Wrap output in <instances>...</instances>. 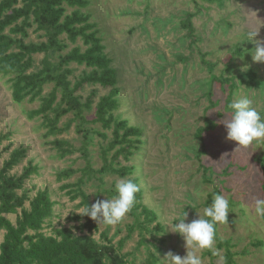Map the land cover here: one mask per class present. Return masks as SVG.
<instances>
[{
    "label": "rangeland",
    "instance_id": "obj_1",
    "mask_svg": "<svg viewBox=\"0 0 264 264\" xmlns=\"http://www.w3.org/2000/svg\"><path fill=\"white\" fill-rule=\"evenodd\" d=\"M88 1L89 7L82 13L89 14L90 22L96 24L105 53L117 72L119 108L114 117L142 129L143 136L139 153L129 162L119 159L121 166L135 168L131 176L93 173L82 188L92 206L97 200L118 195L119 180L136 181L142 192L140 203L157 217L149 226L142 225L143 218L136 214H128L115 226L94 221L97 229L92 237L103 245L106 235L129 264H147L149 254L158 264H167L164 257L169 251L186 255L185 239L171 232V225L179 223L186 213V223L199 215L204 217V210L212 206L207 201L216 191L229 201V223L216 224L220 241L216 240L215 250L219 254L200 251L203 264H226L227 251L232 254L233 264H264V217L254 211V198L264 199V144L254 142L249 148H239L238 142L227 139L222 123L230 117V105L245 96L253 100V107L264 118V63L254 62L255 44L246 36L250 30H259L253 40H264V0ZM71 11L68 9V13ZM187 13L194 14L195 36L200 39L192 47L181 28ZM61 40L67 45L61 55L74 47L85 49L80 41L73 45L64 36ZM43 41L35 26L28 29L24 43ZM33 59L37 70L42 55H34ZM203 61L214 66L211 73ZM244 66L247 70L242 71ZM69 68L73 71L69 78L72 83L89 71L76 64ZM225 80L235 85L231 98ZM52 88V84L46 85L43 96ZM108 91L86 86L78 93L82 102L95 93L93 105L84 112L88 122L95 117L96 103ZM39 106V102L15 104L10 82L0 76V136L9 135L0 145V168L14 150H26V158L11 175L20 176L28 163L39 169L38 175L25 182L24 193L33 198L38 191L48 189L56 204L43 233L54 236L55 230L70 228L77 236L88 235L79 229L83 222L74 219L83 210L78 207L79 199L71 201L60 189L63 184L76 183L86 165L80 149L83 137L77 132L79 122L68 114L60 119L56 135L45 138L43 119L30 120L27 115ZM206 118L219 126L215 132L197 138V130L204 127ZM83 128L90 134L89 161L92 170L97 171L103 166L101 149L112 141V133L99 124L86 123ZM97 134H104L106 139ZM55 139L67 142L72 154L59 160L50 144ZM112 164L118 168L117 162ZM65 170L76 173L59 183L57 174ZM216 195H212L213 202ZM7 218L15 222V216ZM3 236L0 231V244Z\"/></svg>",
    "mask_w": 264,
    "mask_h": 264
},
{
    "label": "trees",
    "instance_id": "obj_2",
    "mask_svg": "<svg viewBox=\"0 0 264 264\" xmlns=\"http://www.w3.org/2000/svg\"><path fill=\"white\" fill-rule=\"evenodd\" d=\"M89 5L88 0H0V76L10 82L12 101L18 105L23 102L40 103L38 109L27 115L30 120L43 119L41 127L46 130L45 138L56 135L60 119L68 114H72L73 120L79 122L77 132L83 137L80 149L86 165L80 170L82 176L76 183L63 184L60 189L66 191L71 201L79 199L78 207L82 209L91 207L90 197L82 187L93 173H111L121 178L132 175L135 168L121 166L119 159L129 162L139 153L143 136L142 129L129 126L126 120L114 117L119 108L117 72L105 53L106 48L96 24L90 22L89 14L82 13ZM68 9L72 10L71 13H68ZM193 17L194 14L187 13L181 22L190 47L200 41L195 36ZM34 26L44 41L39 44L24 43V39L28 37V29ZM63 36L73 45L80 41L84 51L80 47H74L67 54L61 55L67 49V45L61 40ZM34 55H42L37 70ZM55 57L58 58L57 61L53 60ZM71 64L84 66L89 71L72 83L69 80L73 74L69 68ZM203 65L212 72V64L203 61ZM219 83L229 84L231 98L235 85L230 80ZM48 84H52L53 88L47 96H43L44 87ZM86 86L109 90L96 103L95 117L90 122L85 119L84 112L93 105L95 93L88 95L83 102L78 94ZM208 97H211L210 92ZM219 117L222 115L219 114ZM86 123L99 124L103 130L112 133V141L101 149L103 166L97 171L92 170L89 161L90 134L83 128ZM218 126L219 124L206 118L204 127L197 130V138H201L204 133L215 132ZM97 135L106 139L104 134ZM8 136H0V145L9 139ZM50 144L56 150L59 160L72 154L70 145L65 141L55 139ZM25 158L26 150H14L0 168V231L4 232L0 244V264H129L126 256L117 252L112 240L106 235L103 236V245L92 237L91 233L97 227L88 216L79 215L74 218L75 221L83 222L79 229L82 233L87 231L88 235L77 236L70 228L55 230L54 236L43 233L45 223L54 215L56 204L48 189L38 191L33 198L24 193L25 182L39 174L36 166L28 163L20 176L11 175V171ZM112 162H117L118 168ZM261 166L264 193V160ZM75 173L74 170L62 171L57 174V181L62 183ZM214 194L218 193L214 191L212 195ZM212 195L207 201L210 205L214 203ZM136 199L129 214L142 217V225L155 223V213L140 203L141 191ZM26 203L28 208L25 207ZM7 216H15V222L12 223ZM156 227L161 230L160 224H156ZM132 230L131 227L130 232ZM225 257L226 264H233L229 251ZM146 263L158 264V260L153 254H149Z\"/></svg>",
    "mask_w": 264,
    "mask_h": 264
},
{
    "label": "clouds",
    "instance_id": "obj_3",
    "mask_svg": "<svg viewBox=\"0 0 264 264\" xmlns=\"http://www.w3.org/2000/svg\"><path fill=\"white\" fill-rule=\"evenodd\" d=\"M258 35L259 30H250L246 34L247 40L255 44L252 53L254 62L264 63V40H253ZM245 70L247 66L242 68V71ZM230 109V117L222 121L227 129V139L238 142L239 148H249L254 142L264 144V118L253 107V100L245 96L233 102ZM116 190L118 195L111 199L97 200L79 214L90 217L98 225H118L133 210L141 188L132 180L121 179L116 184ZM254 211L257 216L264 217V199L254 198ZM228 214L229 201L222 195L215 196L212 206L204 210V217L198 213V219L186 223L187 213L184 214L179 223L171 225L170 231L184 237L186 255L181 257L169 251L164 257L167 264H203L198 254L203 250H211L213 255H218V250H215L216 224H228Z\"/></svg>",
    "mask_w": 264,
    "mask_h": 264
}]
</instances>
